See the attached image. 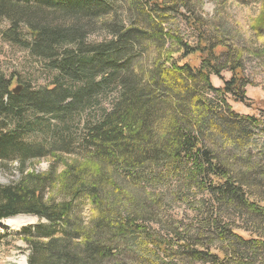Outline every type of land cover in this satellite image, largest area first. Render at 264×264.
Masks as SVG:
<instances>
[{"label":"trees","instance_id":"16d2710c","mask_svg":"<svg viewBox=\"0 0 264 264\" xmlns=\"http://www.w3.org/2000/svg\"><path fill=\"white\" fill-rule=\"evenodd\" d=\"M192 8V0H0L2 41L53 74L14 94L19 78L0 71V163L19 174L0 184V222L38 218L16 234L27 264H264V165L249 164L259 157L249 148L256 121L227 103L245 98L244 49L218 28L208 35ZM225 71L230 79L215 88L210 77ZM45 158L46 172L26 170ZM171 204L193 219L171 215Z\"/></svg>","mask_w":264,"mask_h":264},{"label":"rangeland","instance_id":"374dc122","mask_svg":"<svg viewBox=\"0 0 264 264\" xmlns=\"http://www.w3.org/2000/svg\"><path fill=\"white\" fill-rule=\"evenodd\" d=\"M192 6L195 15H201V18L207 21L206 31L208 35H221L229 41L230 44H237L243 48V64L245 83L243 86L244 100L235 102L232 96L227 97V103L231 110L240 115L253 117L256 121L254 136L250 142L252 155H259L253 158L249 163L251 166L264 165V34L258 37L251 31L252 21L259 13V4L257 0H192ZM6 25H1L4 29ZM218 31L214 34L213 30ZM180 32H186L188 36L194 34L190 30L186 31L181 25H178ZM209 31V33H208ZM97 37H91V40ZM233 46V45H232ZM0 71L6 76L11 74L19 78V82L14 87L28 84L32 90L45 85L53 77V74L47 71L41 61L31 57L27 51L15 46H11L2 41L0 37ZM231 74L227 71L221 73V77L211 76L210 80L215 88H222L223 83L228 81ZM113 95L108 94L98 100V105L104 109L109 108ZM96 110L88 113L94 116ZM84 115H82L83 117ZM81 117V118H82ZM225 148V147H224ZM226 148L225 154L228 152ZM230 151V150H229ZM232 153V152H231ZM48 159H42L37 162H31L26 165V170H32L36 173H44L48 170ZM61 166L58 168L60 169ZM19 174L16 171V165L12 163H0V184H8L18 179ZM205 197V196H204ZM88 202L85 199H79L75 202V212L82 219L86 220L88 216ZM169 213L185 222L193 219V214L180 204H171ZM18 222L19 226L6 227L4 222ZM38 218L30 215H18L0 222V264H27L28 249L21 239L16 235L22 228L35 225ZM170 264H182L180 261H173Z\"/></svg>","mask_w":264,"mask_h":264},{"label":"bare ground","instance_id":"6f19581e","mask_svg":"<svg viewBox=\"0 0 264 264\" xmlns=\"http://www.w3.org/2000/svg\"><path fill=\"white\" fill-rule=\"evenodd\" d=\"M3 225L6 226V227H14V228H17L19 226V221L13 223L12 220H10V221L4 222Z\"/></svg>","mask_w":264,"mask_h":264},{"label":"water","instance_id":"95a60500","mask_svg":"<svg viewBox=\"0 0 264 264\" xmlns=\"http://www.w3.org/2000/svg\"><path fill=\"white\" fill-rule=\"evenodd\" d=\"M20 90H21V87H20V86H17L16 88H14V89L12 90V92H13L14 94H18Z\"/></svg>","mask_w":264,"mask_h":264}]
</instances>
